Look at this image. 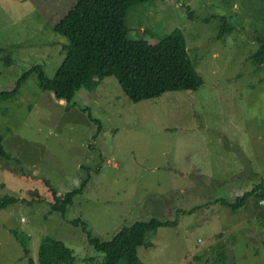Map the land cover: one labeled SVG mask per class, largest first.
<instances>
[{"label": "rangeland", "instance_id": "1", "mask_svg": "<svg viewBox=\"0 0 264 264\" xmlns=\"http://www.w3.org/2000/svg\"><path fill=\"white\" fill-rule=\"evenodd\" d=\"M78 1L0 0L1 92L37 65L53 76L67 42L53 27ZM125 22L131 39L180 30L203 85L135 103L108 77L74 106L42 91L32 72L0 98L10 155L0 156V202L20 200L0 209V264H37L46 235L72 247L75 264H103L91 236L108 240L153 217L178 223L148 235L143 264H264V196L237 213L215 201L264 191V66L252 59L264 41V0H147ZM89 178L68 214L51 209L45 183L62 199Z\"/></svg>", "mask_w": 264, "mask_h": 264}, {"label": "trees", "instance_id": "2", "mask_svg": "<svg viewBox=\"0 0 264 264\" xmlns=\"http://www.w3.org/2000/svg\"><path fill=\"white\" fill-rule=\"evenodd\" d=\"M147 0H79L54 27L53 32L67 39L62 44L63 59L53 76L48 78L37 65L24 73L12 91H0V98H10L17 94L22 82L29 74L36 72L39 88L51 93L55 99L73 103L77 94L86 89L97 90L108 77H115L126 96L139 103L162 97L170 92L197 91L203 85V79L196 71L187 50V44L180 30L156 40L151 31H145L146 39H131L126 26L129 9ZM3 48L0 47V53ZM7 59H11L8 55ZM252 59L264 66V41L253 53ZM74 105L75 104H71ZM69 105V106H71ZM90 118L95 121L94 117ZM0 156L7 160L10 155L3 148L0 136ZM10 160V159H8ZM90 178L83 187L57 197L56 192L45 183L53 204L51 209L59 214H68L75 200L84 194ZM257 189L245 193L230 202L224 198L216 199L222 206L231 208L237 213L250 196H264V191L256 195ZM20 203L15 198H6L0 202V209ZM199 207L181 213H193ZM180 212V213H179ZM74 224L83 223L74 219ZM177 219L137 220L131 225L123 226L112 238L102 240L91 236L92 245L103 253V264H143L138 256L140 246L152 245L148 235L155 233L161 226L176 225ZM15 233V232H14ZM29 255V243L15 233ZM33 262V261H32ZM75 251L62 239L46 235L42 237L37 255V264H75ZM34 263V262H33Z\"/></svg>", "mask_w": 264, "mask_h": 264}, {"label": "crops", "instance_id": "3", "mask_svg": "<svg viewBox=\"0 0 264 264\" xmlns=\"http://www.w3.org/2000/svg\"><path fill=\"white\" fill-rule=\"evenodd\" d=\"M67 12H69V11H67Z\"/></svg>", "mask_w": 264, "mask_h": 264}]
</instances>
